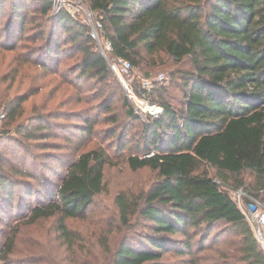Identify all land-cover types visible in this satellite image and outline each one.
<instances>
[{
    "label": "trees",
    "instance_id": "1",
    "mask_svg": "<svg viewBox=\"0 0 264 264\" xmlns=\"http://www.w3.org/2000/svg\"><path fill=\"white\" fill-rule=\"evenodd\" d=\"M33 1L42 15L51 14L52 0ZM87 1L102 17L101 37L112 43L115 59L131 61L134 69L145 61L143 53L153 59L163 53L175 63L188 60L191 65L172 74L183 93L182 108L168 99L165 85L154 84L148 99L162 112L146 115L141 152L126 156L131 169L149 168L156 177L146 189L119 190L115 219L95 221L88 211L106 189L104 168L114 164L108 150L99 145L83 150L58 179L33 171L27 166L38 160L35 149L49 144L36 141L51 136L45 123L51 115L35 106L29 121H37V127L20 123L30 95L19 94L0 100V211H24L23 223L59 216L65 264H168L163 257L171 250L194 261V249H204L220 225L237 236L223 242L226 264H264L254 231L226 188L243 187L264 200V0ZM8 4L7 50L14 51L27 22L28 0H1V14ZM50 20L52 30H36L30 37L47 39L38 47L41 57L35 63L46 67L43 54L56 59L70 55L66 44H74L84 55L83 77L109 83L107 61L90 24L65 8ZM57 27L61 35H55ZM143 80H133L138 92ZM123 103L128 116L145 121L127 95ZM110 110L106 106L103 112ZM86 122L81 134L90 135L97 121ZM117 133L113 130L111 136ZM125 144L121 138L119 146ZM245 173L252 179L247 181ZM25 195H36V203H26ZM75 217L86 218L83 230L68 227L67 218ZM17 223L3 234L1 264H17Z\"/></svg>",
    "mask_w": 264,
    "mask_h": 264
},
{
    "label": "rangeland",
    "instance_id": "2",
    "mask_svg": "<svg viewBox=\"0 0 264 264\" xmlns=\"http://www.w3.org/2000/svg\"><path fill=\"white\" fill-rule=\"evenodd\" d=\"M64 8L76 14L81 21L89 23L90 7L87 0H71L70 4ZM26 9L28 11L27 22L25 28L17 36L14 51L7 50L9 43L6 40L7 29L12 20L9 4L2 14L0 12V100L19 94H29V99L24 103L25 115L20 118L19 122L30 125L31 128L37 127V121H29L33 107H44L45 113L49 112L51 115L45 122L48 133H52L51 136L36 141V143L49 144L35 149L38 160L27 166L37 173L43 171L47 177L58 179V175L66 171L67 163L83 150L97 145L108 150L109 157L114 164H107L104 168L106 189L96 197V205L88 211V216L92 219L100 221V224H107L115 219L113 201L119 190L146 189L156 177L151 169L133 170L126 161L128 154L141 152L140 149L144 145V125L147 123L146 115L150 113L142 115L145 121L127 115L123 103L126 95L122 81L120 76L110 69L109 83H101L96 77H83L84 55L75 48L74 44H66L70 55H62L56 59L53 54H43L42 60L47 63L46 67L35 63L39 62L38 57H41L38 47L46 43L47 39L46 36L37 40H31L30 37L34 36L36 30L37 33L40 29L48 32L53 29V26L50 20L51 14L42 15L36 1L28 0ZM91 13L93 20L100 17L96 11H91ZM55 35H61L60 28L57 27ZM65 38L63 36L62 41H65ZM95 49L97 50L96 46ZM142 55L146 59L141 61L140 65L134 66L131 72L132 79H150L154 84L165 85L168 99L176 108H182L183 93L178 81L172 80V74L181 67L189 69L191 67L189 61L186 60L182 64L175 63L167 59L163 53H160L156 59L145 53ZM160 73L166 75V80L157 79ZM106 106H110L111 110L103 112ZM40 107L38 110H42ZM159 111L160 114L162 107ZM3 114V108L0 106V134L3 129ZM87 120L97 121L90 135H85V132L81 134V129ZM113 130L118 132L114 137L111 136ZM11 135L20 140V137L15 136L13 132ZM0 138L4 137L0 136ZM121 138L126 142V147L123 149L119 146ZM43 164L45 167L42 169ZM211 173H214V170H211ZM245 178L247 181L252 179L248 173H245ZM19 193L22 192L19 191ZM25 200L28 204H34L36 195H25ZM15 205H18V202H15ZM24 214L26 215L24 211L22 214L19 213L17 208L11 213L0 211L1 244L4 241L3 234H8L18 221L21 224L18 228L20 234L14 255L17 264H65L62 260L65 258V246L59 238V216L42 219L35 223H23L27 219L23 216ZM85 219L83 217L67 218L66 223L74 231L83 230L87 225ZM223 229V225H220L212 230L204 249H200L199 246L194 249L196 254H194V261H189V255L175 253L174 250L166 252L163 259L168 264H193L195 262L196 264H226L222 255L224 254L222 250L225 249L223 242L234 241L237 236L227 234L223 232ZM200 236L201 234L197 236L198 240Z\"/></svg>",
    "mask_w": 264,
    "mask_h": 264
},
{
    "label": "built area",
    "instance_id": "3",
    "mask_svg": "<svg viewBox=\"0 0 264 264\" xmlns=\"http://www.w3.org/2000/svg\"><path fill=\"white\" fill-rule=\"evenodd\" d=\"M70 1L71 0H53L51 15H57L64 6L70 4ZM91 11L94 12L91 9L88 11L91 36L97 41L102 54L107 61L108 68L120 76L125 94L134 104V107L139 114L145 115L150 113L155 116L158 115L161 107H158L148 99V93L152 90L154 82L144 79L141 84V92H138L135 89L134 81L131 77V72L133 70L131 61L123 58L117 60L112 56V43L110 41L104 42L101 37V31L103 28L102 17L100 16L93 20ZM157 79L164 81L166 80V75L160 73ZM217 181L221 184L220 180ZM226 188L229 190L232 198L235 200L246 220L251 225L255 238L264 252V200L252 195L243 187L233 188L226 186Z\"/></svg>",
    "mask_w": 264,
    "mask_h": 264
},
{
    "label": "bare ground",
    "instance_id": "4",
    "mask_svg": "<svg viewBox=\"0 0 264 264\" xmlns=\"http://www.w3.org/2000/svg\"><path fill=\"white\" fill-rule=\"evenodd\" d=\"M153 108V107H152Z\"/></svg>",
    "mask_w": 264,
    "mask_h": 264
}]
</instances>
